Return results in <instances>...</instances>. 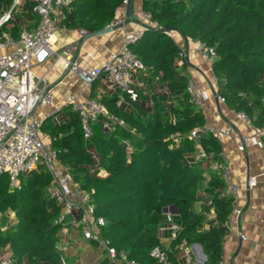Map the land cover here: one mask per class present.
<instances>
[{"label": "trees", "instance_id": "1", "mask_svg": "<svg viewBox=\"0 0 264 264\" xmlns=\"http://www.w3.org/2000/svg\"><path fill=\"white\" fill-rule=\"evenodd\" d=\"M11 4L12 0H0V16ZM122 5L123 0H69L60 22L67 28L96 31L109 25ZM142 7L164 28L213 46L217 58L211 66L219 94L256 126L264 124V0H142ZM8 23L1 26L18 39L19 25ZM131 47L152 87L164 89H154L147 101L133 100L121 90L132 102L130 108L119 104L116 96L99 99L126 126L109 130L99 120L86 138L78 114L71 110L66 121L47 117L41 132L50 136L72 179L90 193L94 215L106 219L101 235L118 252L142 264H160L151 254L158 246L177 263L181 243H199L208 256L203 264H217L235 198L225 193V182L209 161L193 158L195 142L188 133L202 126L206 117L189 100L186 65L177 64L181 48L171 35L151 27ZM199 142L214 159H222V144L211 134H201ZM21 182L20 189H11L8 175L0 173V252L8 247L16 264H64L66 256L59 246L63 224L56 221L61 205L48 193L50 174L42 167L33 169L21 174ZM201 188L210 201L205 212L215 218L206 229V214L193 208L201 199ZM170 210L178 213L181 228L165 247L156 230ZM10 211L15 214L13 223L7 220ZM98 264L117 263L104 257Z\"/></svg>", "mask_w": 264, "mask_h": 264}, {"label": "built area", "instance_id": "2", "mask_svg": "<svg viewBox=\"0 0 264 264\" xmlns=\"http://www.w3.org/2000/svg\"><path fill=\"white\" fill-rule=\"evenodd\" d=\"M130 0H123V5H128ZM23 0H12L9 11L0 16V26L10 19V14ZM69 0H35L34 10L38 15V22L33 28H23L17 40L11 37L9 32L0 36V46L12 43L13 51L0 56V173H6L11 189H20L22 186L21 174L33 169L43 168L51 176V182L47 188L51 197L61 205V212L57 222H62L61 233L68 232L70 227H81L86 239L96 241L107 257L117 264H142L134 258H128L126 253L118 252L109 244L100 232V227L106 224L102 216L94 215L95 204L90 193L76 183L67 167L62 165L57 152L52 147L51 141L45 140L41 134V121L34 118L36 109L41 105L49 104L53 99V87L46 85L39 88V79L33 74L35 64L44 63L53 54L52 38L58 28L63 15V7ZM126 11L122 17L115 18L109 25L121 26L125 22ZM147 27L160 30L172 35L174 30L164 28L151 12H143V28L128 32L124 43L116 50L110 52L100 65L82 68L73 57L77 45H70L64 49L63 57L57 53L58 58H63V64L73 69L79 77L91 84L97 77L103 75L105 81L113 88H118L129 94L132 99L137 98L136 88L140 84L139 73L144 65L138 55L133 51L131 44L138 41ZM87 33L86 30H81ZM197 50L209 63L217 58L216 49L205 43L195 40ZM177 64L180 68L187 64V53L180 49ZM212 83L218 87V78L212 75ZM189 100L198 105L202 111L211 109L207 104L209 94L207 90H198L194 84L187 87ZM217 98L226 102L225 96L217 95ZM67 104L74 110L79 118L84 136L91 137L93 126L102 120L103 126L109 130L117 126H126L123 118L110 113L105 104L99 99L88 97L81 98L76 93H71ZM242 119L248 120L249 116L240 111ZM234 129L231 126H222L217 118L211 122H205L202 126L192 129L188 137L195 142L193 158L195 160H207L212 170L217 172L225 182V193L235 198L232 210L228 216L227 225L239 219L242 209L237 203V193L232 185L231 171L228 163L223 159H214L213 152H207L201 146L199 139L201 134L209 133L218 141L230 136ZM177 141L180 133H176ZM128 148L130 143L125 140ZM248 145H257L264 148V124L255 126L253 132L241 137L239 149L244 150ZM256 183V178L251 177L249 186ZM208 204L210 201L207 202ZM11 212V211H10ZM3 214L0 212V222ZM170 218V214H169ZM1 224V223H0ZM6 226H2L5 228ZM184 242L180 244L183 246ZM60 246V244H59ZM61 247V246H60ZM152 256L160 264H177L170 259L167 251L160 247L153 248ZM64 264H68L66 257H62ZM0 264H16L11 250L5 247L0 252ZM217 264H227L222 256Z\"/></svg>", "mask_w": 264, "mask_h": 264}, {"label": "crops", "instance_id": "3", "mask_svg": "<svg viewBox=\"0 0 264 264\" xmlns=\"http://www.w3.org/2000/svg\"><path fill=\"white\" fill-rule=\"evenodd\" d=\"M34 2L35 0H23L13 11L8 25L16 23L20 30L35 27L38 15L34 10ZM124 11L127 15L123 25L112 27L111 30L97 35H88L89 32L82 33L81 29L67 28L58 22V28L52 38L53 54L44 63L35 64L32 68L33 74L39 79V88L46 85L53 87L52 101L36 109L35 119L43 122L47 117H52L56 121H66L69 118L68 112L72 110L67 104L71 93H76L81 98L110 99L116 96L119 104L122 102L124 107H132L129 98L120 89L108 85L103 75L97 77L91 84L85 83L73 69L63 64V58L57 57V53L63 57L64 49L75 44L77 49L73 57L80 67L100 65L111 51L124 43L128 32L143 28L142 0H130L128 5H122L115 18L122 17ZM4 32L7 31L0 26V36H3ZM171 36L187 53L185 73L189 77V83L194 84L198 90H207L209 94L206 102L212 107L203 110L206 121L211 122L217 118L222 126H231L234 129L231 135L223 138L220 143L222 157L230 167V181L236 189L237 203L242 212L238 220L228 225L229 231L224 241L222 256L227 264H264V148L248 145L244 150H240L238 147L241 137L251 134L256 125L250 118L242 119L240 111L231 107L227 101L222 102L217 98L219 92L218 87L212 83L211 63L199 53L196 41L177 30H174ZM14 48L12 43L1 45L0 56L13 51ZM143 75H146L144 69L139 73L140 84L136 91L140 101H147L154 89L162 91L164 88L158 85L152 87L151 79L148 75L147 79H144ZM157 80L158 77L154 79V83ZM171 118L174 119V116ZM41 134L45 140L51 141L48 134L44 132ZM204 174L208 176L209 170ZM251 177L256 178V183L249 186L248 181ZM199 194L201 199L194 203L193 208L206 214L202 224L206 229L215 222V218L212 212H205L208 203L202 188ZM7 217L8 223L15 221L14 212L7 213ZM165 217V222L158 226L156 232L162 244L169 247L181 224L178 213L173 210L166 212ZM59 244L68 264H98L107 257L96 242L83 236L81 227H70L65 234L60 233ZM199 245L197 243L179 245L176 251L177 264L205 263L208 256L201 244Z\"/></svg>", "mask_w": 264, "mask_h": 264}, {"label": "water", "instance_id": "4", "mask_svg": "<svg viewBox=\"0 0 264 264\" xmlns=\"http://www.w3.org/2000/svg\"><path fill=\"white\" fill-rule=\"evenodd\" d=\"M111 28H112L111 26H106L105 28L89 32L88 35H97V34H100V33H104V32H107V31L111 30ZM197 244L199 245V243H197Z\"/></svg>", "mask_w": 264, "mask_h": 264}, {"label": "rangeland", "instance_id": "5", "mask_svg": "<svg viewBox=\"0 0 264 264\" xmlns=\"http://www.w3.org/2000/svg\"><path fill=\"white\" fill-rule=\"evenodd\" d=\"M20 9V8H19ZM71 264V263H70Z\"/></svg>", "mask_w": 264, "mask_h": 264}]
</instances>
